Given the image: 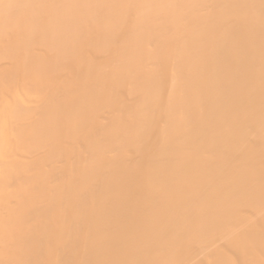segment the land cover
Here are the masks:
<instances>
[{"label": "bare ground", "instance_id": "1", "mask_svg": "<svg viewBox=\"0 0 264 264\" xmlns=\"http://www.w3.org/2000/svg\"><path fill=\"white\" fill-rule=\"evenodd\" d=\"M0 264H264V0H0Z\"/></svg>", "mask_w": 264, "mask_h": 264}]
</instances>
